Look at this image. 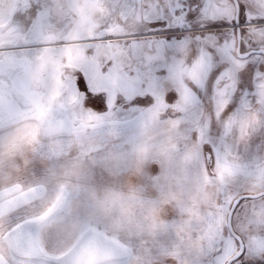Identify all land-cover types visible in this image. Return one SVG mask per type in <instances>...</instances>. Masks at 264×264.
Masks as SVG:
<instances>
[{"label":"snow or ice","instance_id":"6c2138e0","mask_svg":"<svg viewBox=\"0 0 264 264\" xmlns=\"http://www.w3.org/2000/svg\"><path fill=\"white\" fill-rule=\"evenodd\" d=\"M0 264H264V0H0Z\"/></svg>","mask_w":264,"mask_h":264}]
</instances>
